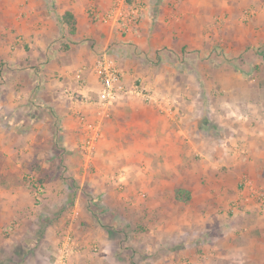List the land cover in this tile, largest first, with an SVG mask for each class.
I'll use <instances>...</instances> for the list:
<instances>
[{
	"label": "crops",
	"instance_id": "crops-1",
	"mask_svg": "<svg viewBox=\"0 0 264 264\" xmlns=\"http://www.w3.org/2000/svg\"><path fill=\"white\" fill-rule=\"evenodd\" d=\"M129 2L141 5V15L130 31H121L103 20L113 0H0V124L18 104L29 122L39 120V111L59 118L69 143L83 138V127L91 128L103 137L95 156L150 158L98 167L104 211L82 206L83 243L71 254L74 264H170V227L177 230L176 244L187 233L194 239L213 235L206 221L217 213L226 217L225 199L245 176L264 188V0ZM66 12L75 18L74 34L64 22ZM102 54L117 60L127 87L139 82L153 100L125 94L107 113L96 106L101 83L95 63ZM16 92L20 100L14 103ZM6 140H0L3 148ZM3 148L0 231H10L18 214L7 208L24 188L23 155L41 156ZM113 167L116 174L124 169L121 180L109 179ZM117 188L125 191L109 195ZM178 188L190 191L188 203L176 199ZM164 203L183 211L170 216V226ZM242 231L232 235L226 260L263 264L264 230L257 236L250 228ZM179 245L180 260L187 250Z\"/></svg>",
	"mask_w": 264,
	"mask_h": 264
},
{
	"label": "rangeland",
	"instance_id": "rangeland-1",
	"mask_svg": "<svg viewBox=\"0 0 264 264\" xmlns=\"http://www.w3.org/2000/svg\"><path fill=\"white\" fill-rule=\"evenodd\" d=\"M17 96L16 92L11 99L14 103L20 100ZM19 106L14 104L13 109L10 108L9 112H14L15 115L12 118H6L7 124H0V140L3 136H7V146L3 148L0 143V148H7L8 153L13 155H17L16 151L18 150H24V152L27 150L40 154L41 157H32L29 153L23 155L22 162L27 171L20 174L19 182L22 180L24 188L18 190L20 195L7 208V211L10 210V212L13 208L9 213L12 215L17 213L18 217L11 222L10 231H5V229L0 231V250L9 247L10 251L14 250V253L0 252V262L5 263L9 260L13 264H74L75 261L71 260V254L77 251L79 242L83 243L80 238L84 220L81 213L82 206L93 213L104 211V205L99 202L102 199V193H100L102 189L99 188L97 181L103 180L104 173L97 174L98 167L117 166L121 160L129 161L128 165L137 159L147 163L150 158L111 157L104 159L98 155L95 156L99 145L103 143V140L100 142L103 137L93 135L91 128L83 127V138L69 143L62 138L59 118L52 116L48 119V116L46 117L39 111L38 115L35 114L39 120L32 118L33 121L29 122L27 116H24L19 110ZM22 133H32L33 135L20 138L19 134ZM6 160L0 156V167L6 163ZM13 160H15V164L19 163V159L13 158ZM13 160L10 162L11 164ZM155 160L159 159L155 158ZM114 168H111L109 178L112 182L122 179L120 174L124 172L122 169L116 174ZM16 176H18L17 173ZM244 179L243 185L233 190L230 197L225 199L229 206L226 217L222 218L219 216L222 213H217L215 219L213 218L214 221H206V226L212 228V231L208 232L213 235L207 234L194 239V236L190 238L188 233L185 234L184 242L181 241L179 244L184 243L187 252L180 260L179 254L175 252L179 245L175 243L178 239L177 230L173 231L175 226L170 227V230L167 231L171 234L169 243L174 244L168 247L170 253L167 260H172L170 264H178V261L180 264H229L230 259L226 260L228 254L225 249L228 248L232 235L241 234V230L245 231V228L252 229L255 236H257V232L264 230V188L251 181L249 176H245L242 180L244 181ZM110 191H115V193L109 194L113 195L125 190L117 188ZM114 196L116 195L112 197ZM164 204L162 207L166 208V212L163 220L170 226V223H173L168 222L170 216L183 213V211L179 210L180 207L177 205ZM0 206L4 207V205ZM120 207L122 206H116V208ZM233 209L237 211V214ZM20 217L24 218L22 220L25 224L22 223ZM130 229L126 230L128 234L131 232ZM259 242L260 239L254 241L256 244ZM92 244L93 250L97 251V243ZM64 246L69 252L66 260L62 259ZM221 248H223L222 255L218 256ZM143 259L141 257L139 260ZM236 260L239 264H257L258 262L254 259L246 262L244 258Z\"/></svg>",
	"mask_w": 264,
	"mask_h": 264
},
{
	"label": "built area",
	"instance_id": "built-area-1",
	"mask_svg": "<svg viewBox=\"0 0 264 264\" xmlns=\"http://www.w3.org/2000/svg\"><path fill=\"white\" fill-rule=\"evenodd\" d=\"M140 15L141 5L139 3L131 4L129 0H113L111 8L103 16V20L115 24L121 31H130ZM95 72L100 80L101 89L97 99L93 102L104 113H107L111 105L125 94H133L145 100H153V93L141 83H135L131 87L124 84L118 62L110 55H99L95 63ZM68 255L69 252L64 246L62 259L66 260Z\"/></svg>",
	"mask_w": 264,
	"mask_h": 264
},
{
	"label": "trees",
	"instance_id": "trees-1",
	"mask_svg": "<svg viewBox=\"0 0 264 264\" xmlns=\"http://www.w3.org/2000/svg\"><path fill=\"white\" fill-rule=\"evenodd\" d=\"M64 22L69 28V33L74 34L76 31V21L71 12H66L63 16ZM175 197L177 200H183L186 203L190 201L191 195L190 191L184 188H178L175 190Z\"/></svg>",
	"mask_w": 264,
	"mask_h": 264
}]
</instances>
